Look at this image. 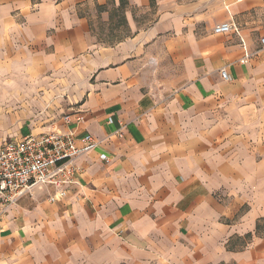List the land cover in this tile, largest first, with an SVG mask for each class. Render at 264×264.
<instances>
[{
  "label": "crops",
  "instance_id": "crops-1",
  "mask_svg": "<svg viewBox=\"0 0 264 264\" xmlns=\"http://www.w3.org/2000/svg\"><path fill=\"white\" fill-rule=\"evenodd\" d=\"M262 37L264 0H0V147L97 141L7 208L0 264H264Z\"/></svg>",
  "mask_w": 264,
  "mask_h": 264
},
{
  "label": "built area",
  "instance_id": "built-area-1",
  "mask_svg": "<svg viewBox=\"0 0 264 264\" xmlns=\"http://www.w3.org/2000/svg\"><path fill=\"white\" fill-rule=\"evenodd\" d=\"M213 31L223 34L237 32V28L231 22H222L215 25ZM261 44L264 46V37ZM221 75L223 79L228 78L225 69ZM96 143L90 133L76 138L59 131L27 134L4 143L0 147V221L7 208L36 185L48 184L57 188V192L49 197L50 201L65 195L66 189L76 182L77 168L72 165V159L88 152ZM100 157L107 160L105 154Z\"/></svg>",
  "mask_w": 264,
  "mask_h": 264
}]
</instances>
